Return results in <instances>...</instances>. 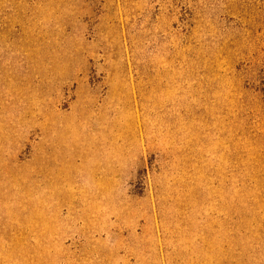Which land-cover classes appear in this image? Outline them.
Here are the masks:
<instances>
[{"label": "rangeland", "instance_id": "rangeland-1", "mask_svg": "<svg viewBox=\"0 0 264 264\" xmlns=\"http://www.w3.org/2000/svg\"><path fill=\"white\" fill-rule=\"evenodd\" d=\"M0 264H264V0H0Z\"/></svg>", "mask_w": 264, "mask_h": 264}]
</instances>
